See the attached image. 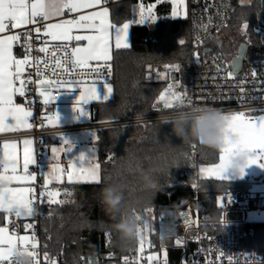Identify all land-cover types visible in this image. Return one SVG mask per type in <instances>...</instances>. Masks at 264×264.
I'll return each instance as SVG.
<instances>
[{"label": "trees", "instance_id": "16d2710c", "mask_svg": "<svg viewBox=\"0 0 264 264\" xmlns=\"http://www.w3.org/2000/svg\"><path fill=\"white\" fill-rule=\"evenodd\" d=\"M154 0H117L109 4L113 23L138 20L140 3ZM229 27L247 24L251 36L250 53L264 49V38L256 33L253 22L264 17V0H233ZM157 19L151 23L131 24L129 48L113 50V74L110 83L113 93L107 101L90 104L92 117L96 120L125 119L174 112L191 108L192 104L164 108L156 104L159 94L171 80L159 79L158 72L165 71L166 64H179L178 80L186 85L194 67L193 32L195 21L187 15L173 18L170 8L156 6ZM215 35V34H214ZM214 35L207 37L202 45H210L226 54L213 42ZM185 43L181 45L179 41ZM15 51L20 54L19 48ZM254 57H257L254 55ZM151 66V73L149 72ZM173 75V73H172ZM151 77V78H149ZM95 158L99 164L100 182H52L51 187L64 190L63 204L44 203L42 216L33 221L31 217H19L23 232L26 224H35L53 252L61 253L68 261H76L80 254L112 253L116 259L133 255L139 240L121 241L118 234L105 227L110 220L99 204V192L109 182L121 180L128 186L124 210L139 200L135 210L142 212L148 207L165 202H180L198 196L200 213L217 220L222 215L218 196L228 189L251 186L250 178L218 180L201 177L197 169L202 164L219 161L220 152L207 149L194 140H181L172 132L170 124H159L156 119L143 122L115 124L98 128ZM58 142V135L44 138L41 147L49 149ZM127 153V158H126ZM154 165L158 168V190L144 192L138 181L139 172ZM84 181V180H82ZM198 184V190L193 185ZM9 215L0 210V225ZM89 222L91 227H89ZM103 222V223H101ZM150 241L158 243L157 234ZM244 246L261 250L264 243V222L255 225V233L244 239ZM149 245V243H148ZM144 244L145 250H150Z\"/></svg>", "mask_w": 264, "mask_h": 264}, {"label": "built area", "instance_id": "2783aa9c", "mask_svg": "<svg viewBox=\"0 0 264 264\" xmlns=\"http://www.w3.org/2000/svg\"><path fill=\"white\" fill-rule=\"evenodd\" d=\"M117 0H107L110 4ZM148 1V0H145ZM158 8H170L175 5L173 0H154ZM178 2V0H177ZM195 21L193 32V57L194 67L186 84V101H191V108L196 110L214 109L221 113L229 114L233 112H245V114L260 116L264 115V49L253 50L250 53L249 48L244 60L243 66L239 72H235L231 63V57L225 55L221 51L215 50L210 45H202L204 40L229 26L230 17L233 11V0H184V7ZM65 16L75 17L73 12L65 11ZM38 20L40 18H37ZM46 25L45 20H40L39 25L29 24L21 26L18 29L9 28L8 32L13 34L20 33L21 41L15 44L20 50L22 56L25 55V49L21 45L25 41V34L31 31L32 34V51L30 53V66L24 67L23 78L27 80L29 76L34 83H31L22 97L23 103L32 111L33 115L29 122L33 124L32 128H28L25 134L32 136L36 144V163L29 169V173H38V179L30 184L34 188V195L37 197L35 204L36 212L31 218L33 221L38 220L42 216V206L47 203V197L43 203L40 202L39 193L44 190L43 182V166L47 163L45 160L47 148L41 147L44 138L49 135H60L88 130H96L101 127L125 124L133 122H143L157 119L158 114L144 117H132L125 119L112 120H96L92 117L91 107L83 108L89 113V117L80 115L74 110L76 101H71L67 95L68 89L57 90L59 85H54L50 90L53 97H57L54 104L44 105L43 97L40 96V85L38 81L44 80L45 76L49 80L57 78L63 80L82 79L85 82L110 81L113 74L112 59L110 64V74L108 68H102V79L97 76V73L90 72L87 69H75V74L72 73L71 65L65 63V51L71 54L72 44L66 41L52 40L51 37L43 34V26ZM40 26L42 28L39 38L35 33L34 28ZM207 26V27H205ZM253 30L259 33L264 38V17L253 22ZM46 42V44H45ZM67 45V48H60L57 51V56L60 57L62 67L56 66V58L51 55L56 51L57 46ZM47 46L48 53L38 51L40 47ZM206 47H212V51L203 53ZM199 54L197 60L196 54ZM256 55L257 57H254ZM37 60L39 63H37ZM47 63V67H45ZM95 61L92 65L95 66ZM219 65L220 71H217ZM37 68L45 74V76H37ZM68 68L69 71H64ZM234 73L232 78H226L227 73ZM252 71H256V77H252ZM243 82V83H242ZM70 85H66L68 88ZM244 92L241 93L240 89ZM31 101V103H29ZM189 104V103H188ZM184 109V110H188ZM59 113V124L56 126L48 125L44 121V126L41 127L42 117ZM176 112V111H174ZM168 112V113H174ZM163 114V113H161ZM65 169L69 165L63 159ZM256 182H264V169ZM47 187H51L49 184ZM248 187H240L236 189H228L220 195L224 198L225 207L222 208V215L219 219L213 220L210 216L200 213L198 196L187 197L180 202H165L157 206H151L140 211L150 223L151 227L147 226L144 229L147 238L150 240L152 233L158 234L160 230L167 224L173 229V238L167 243L162 244L158 239V243L149 241L148 251L139 252L137 249L133 255H126L120 259H116L112 253L105 254H80L76 261H68L61 253L53 252L49 249L46 239L41 235V230L35 224L31 229H27L29 236L34 232L36 240H38V250L41 258L45 253L56 261V264H124V258H128L130 264H150L147 259V253L157 257L155 264H264V243L261 250L255 248H247L244 246V239L255 233V225L258 222H264V191L252 192ZM198 190V184H196ZM230 196L231 202L227 203V196ZM151 209V212L147 210ZM180 213H185L187 219L195 221V223H185V217ZM224 223H221V221ZM165 222L160 228L161 223ZM12 231L24 233L22 223L19 217L15 215L8 216L5 220ZM29 225V223H25ZM25 232V233H26ZM182 238V246L176 245V239ZM166 252V257H165ZM20 257L29 256L26 252L19 251L14 253ZM32 258V257H31Z\"/></svg>", "mask_w": 264, "mask_h": 264}, {"label": "snow or ice", "instance_id": "6c2138e0", "mask_svg": "<svg viewBox=\"0 0 264 264\" xmlns=\"http://www.w3.org/2000/svg\"><path fill=\"white\" fill-rule=\"evenodd\" d=\"M107 0H34L29 5V0H0V34L5 33L11 29H18L21 26L29 24L39 25L40 20H49L52 17L62 16L65 10L69 12H76L82 8H99L100 10L89 13L88 15H81L76 19L62 20L58 23H48L43 26V34L51 37L52 40L59 41H81L86 40V47H74L71 49L69 56L68 52L65 51V63L71 65L72 73L75 74V69H87L90 72L97 73V76L102 77L101 69L108 68L110 74V64L108 63L111 59L110 48L112 38L114 35L115 48H129L128 43V31L132 23H153L156 21V17L152 14V8L154 5L149 6L147 10L141 6L139 11V19L135 21H129L123 23L122 26L110 23L108 20L109 9L107 7H101L102 4L106 3ZM175 7L172 11V17L177 18L181 15V9L184 7V0H173ZM37 18H40L39 20ZM207 27V26H205ZM86 29L94 32L93 35H73V29ZM248 25L245 23L243 29H247ZM37 33V38L42 31L40 26L34 28ZM25 41L21 45L25 49V55L22 59H17L13 55V45L19 44L21 41V34L17 33L14 35H0V132L5 131H16L21 127L32 128L33 124L29 122L32 117V111L24 105L14 103V96H24L25 91L31 83V77L27 80L23 78L24 67L30 66V53L32 51V34L31 31L25 34ZM181 45L185 43L183 39L179 41ZM46 44V42H45ZM67 48V45L57 46L56 51H53L51 55L56 58V66L62 67L60 57L57 56V51L60 48ZM243 47V46H241ZM41 53H48L49 48L47 46L40 47L38 49ZM197 60L199 54H196ZM95 61V66L92 62ZM37 63L39 61L37 60ZM47 67V63H45ZM164 72H158V78L164 80H171L172 82L159 94L156 104L153 107H157L161 102L164 108L171 109L175 105H183L187 99L186 93L177 91L180 87V81L172 75V73H178L181 71L179 64H166L164 65ZM64 71H69L68 68H64ZM152 69L149 65V72ZM217 71H220L219 65H217ZM37 76H45L43 72L37 68ZM256 71H252L251 76L256 77ZM234 73L229 71L226 78H232ZM151 78V77H149ZM17 82L19 86L17 87ZM40 85L39 94L43 97L42 103L48 105L54 104L57 97L51 95L50 90L53 89L54 85H59L57 89L60 93V89L71 90L73 86L80 89L79 95L76 99L74 110L79 112L80 115L89 117V113L85 111L81 105H87L90 101H107L113 93V88L107 80H104L105 94L101 97L97 90V81L92 80L91 82H85L82 79H69L63 80L57 78L55 80H49L45 76L44 80L38 81ZM243 83V82H242ZM66 85L70 87L65 88ZM241 93L244 89H240ZM31 103V101H29ZM190 104L191 101H188ZM228 126L226 131L230 137L225 141V147L220 151L219 163L212 164L207 167H201L199 172L201 176L206 178H216L218 180H228L227 164L229 158L237 153L242 152L246 154V163L243 168L240 169L238 176L241 178L244 175V169L250 165H257L264 169V115L258 117H247L245 112H233L227 114ZM44 121L48 125L56 126L59 124V113L56 111L53 115L42 117L41 127L44 126ZM98 139V137H95ZM63 144L68 145L67 149H58L53 147L51 152L53 154V160H59V153L61 151H72V144L63 139ZM24 152H23V175H16L17 171V156H16V143L5 142L3 145L4 159L0 161L3 164V170L0 171V182L9 184L12 181L18 183L29 184L35 181V174L29 173V165L35 164L33 140L25 139L23 141ZM94 159V155L88 158V166L84 168L82 165H77L75 162L69 165L68 169L63 168L59 163L53 164L51 171L48 176L45 177L44 190L39 193L40 202L43 203L44 198L47 197V203L51 204H63L65 203L62 199H57L60 196L59 190H48L47 186L52 182L53 179L60 181L63 176L67 175V181L73 182H100L99 176V164H93L90 162ZM80 161H86V157L81 154L78 158ZM11 171L12 175H7ZM86 177L87 180L82 181L80 178ZM193 187H196L194 184ZM34 188L23 187L19 189H13L10 187L0 188V210L11 216L10 209L13 206L24 207L27 210L25 216H33L36 212V201L37 197L34 195ZM231 202L230 196H227V203ZM218 204L221 208L225 207L224 198L221 197L218 200ZM151 212V209L147 210ZM181 216L185 217V223H195V221H189L185 213H180ZM19 217L20 215H15ZM165 222L161 223L160 228ZM221 223H224L222 220ZM26 229H31V224L25 226ZM146 229V228H144ZM138 230L139 238V251L143 252L144 236L143 231ZM182 238L176 239V245L182 246ZM19 250L26 252L33 258V264H56V261L50 258L47 253L44 254L43 259L41 258L38 250V240H36L34 232L31 236L21 235L17 236L14 232L9 233L7 227H0V264H14L13 251ZM166 257V252H165ZM150 264H155L157 261L156 256L147 257ZM124 264H130L128 258H124ZM166 264V260H165Z\"/></svg>", "mask_w": 264, "mask_h": 264}, {"label": "clouds", "instance_id": "9594fccd", "mask_svg": "<svg viewBox=\"0 0 264 264\" xmlns=\"http://www.w3.org/2000/svg\"><path fill=\"white\" fill-rule=\"evenodd\" d=\"M178 110L174 113L158 114L159 124H170L172 132L182 141L186 138L194 140L201 146L220 152L225 147V141L233 139L226 131L228 126L227 114L218 110ZM127 158V153H126ZM246 154L237 152L233 154L227 164V172L238 175L241 168L245 166ZM158 168L150 165L142 169L138 174V181L144 192L155 193L158 190L156 173ZM128 186L121 180L106 183L99 192V204L108 216L110 223L105 227L109 232H115L121 241L132 243L138 237V230L142 231L146 226L151 227L149 221L135 210L139 203H131L127 211L124 210ZM12 215L25 216L27 210L24 207L13 206L10 209ZM103 223V222H101ZM89 227L91 223L89 222ZM173 238V229L170 224L159 231L158 239L162 244H167ZM14 264H33V258L13 254Z\"/></svg>", "mask_w": 264, "mask_h": 264}, {"label": "crops", "instance_id": "0c3cea01", "mask_svg": "<svg viewBox=\"0 0 264 264\" xmlns=\"http://www.w3.org/2000/svg\"><path fill=\"white\" fill-rule=\"evenodd\" d=\"M32 2H34V0H29V5ZM101 7H107L109 9L108 20H109L110 23H113L112 20H111V16H110L109 4L106 2V3L102 4ZM98 10H100L98 7L97 8H91V7L90 8H82L79 11L73 12L75 14V17L65 16V12H64V14L62 16H56V17L50 18L49 20H46V24H48V23H58V22H60L62 20L76 19V18H78L81 15H88L89 13L94 12V11H98ZM127 22H129V20L124 21L122 23H113V24H116L117 26H122L123 23H127ZM72 34L75 36V35H93L95 33L91 32V31H88L86 29H83V28H80V29H75L74 28ZM66 42H69L70 44H72L73 48L74 47H86L87 43H88L86 40H81V41L72 40V41H66ZM128 43L131 45V25H130V28H129V31H128ZM114 48H115V41H114V35H113L111 48H110L111 59L113 57ZM13 55L17 59H18V57L22 56L21 54H17L16 53L15 44L13 45ZM97 82L103 83L104 81H97ZM107 82L110 83V81H107ZM18 86H19V83L17 82V87ZM72 88H74V89L69 90L68 94H72V93H77L78 92V88L77 87L73 86ZM67 97H68V95H67ZM13 99H14V103L19 104V105H24L25 107H27L23 103L22 97L19 96V94H16ZM246 116L247 117H258V116L249 115V114H246ZM27 129L28 128L21 127L20 129H18L16 131L0 132V161H3V159H4V156H3V153H4L3 145H4V143L5 142H15L16 143V156H17V160H18V163L16 165V167H17V171L15 173L16 175H23L24 174L23 173V152H24L23 141L25 139L33 140L34 151L36 149L35 139L32 136H28V135H25V134H18L20 132L26 131ZM77 135L78 136H75L73 138H71L70 136H68V138H66V140H68L72 144V151L71 152L61 151L59 153V160L58 161L53 160V154L51 152V149L53 147H56L58 149H67L69 146L63 144L62 143L63 141L62 142L59 141V143L50 145L49 149H47L49 151V153H50V156H49V159H47V163L44 164V166H43L44 170L46 168H49L50 165L52 167V165L56 164V163H59L60 166L65 168V166L63 164V159H65L67 161L68 165H70L73 162H75L77 165H82L85 168V161H80V160H78V158H79V156L81 154L86 156V154H88V153H86L85 150L81 149L83 147L82 144L84 143V142L81 141V139H83V137H81L83 135V133L82 134L80 133L81 136L79 134H77ZM77 139L79 141H77ZM94 154H95V150H94ZM34 156H35V152H34ZM86 157H88V156H86ZM217 163H219V161ZM214 164H216V163H214ZM33 165L34 164H31L29 166H33ZM210 165H212V164H202V165H200L198 167V169H197L198 175L201 176V174L199 172V169L201 167H207V166H210ZM2 170H3V164L0 163V171H2ZM261 171H262V168L258 167L257 165H250V166H248L247 168L244 169V175H243L242 178L240 176H238V175H231V173H228V172L226 173V175L229 177V179H243V178L247 177V178H250V180H252L253 182H256V180H258V178L260 176ZM6 174L7 175H12L13 173H11V171H9ZM201 177H204V176H201ZM80 179L81 180H86L84 178H80ZM63 181H67L66 173L63 176L62 180H60V181H57L55 179L52 180V182H63ZM31 183L32 182H30L29 184H24V183H18L16 181H12L9 184H4V183L0 182V188L10 187V188H13V189H19V188H23V187H30ZM19 217H28V216H19Z\"/></svg>", "mask_w": 264, "mask_h": 264}, {"label": "rangeland", "instance_id": "374dc122", "mask_svg": "<svg viewBox=\"0 0 264 264\" xmlns=\"http://www.w3.org/2000/svg\"><path fill=\"white\" fill-rule=\"evenodd\" d=\"M152 5H154V7L152 8V14L157 18V13H156V5H155V2H149V3H140V8H141V6H143L144 8H145V10H147V8L149 7V6H152ZM175 7V6H174ZM173 7V8H174ZM140 8H139V11H140ZM173 8L171 9V13H170V15L172 16V11H173ZM186 14V12H185V10L182 8L181 9V15L179 16V17H181V16H184ZM138 19H139V13H138ZM243 25L244 24H242L240 27H238V28H232V27H227V28H225V29H223L222 31H220V32H218V33H216L215 35H214V38H213V42L216 44V45H218L219 47H220V49H222L226 54H228V56H232V55H236L237 54V52H238V48H239V44L241 43V42H247V43H249V42H251V36L249 35V33H248V31H247V29H244L243 31H242V29H243ZM0 35H14L13 33H11V32H8V31H6L5 33H3V34H0ZM23 58V56H20V57H18V59H22ZM164 72V71H163ZM158 76V75H157ZM172 81H170V83H171ZM104 83V82H103ZM103 83H100V82H97V84H96V86H97V90H98V94L101 96V97H103V95L105 94V89H104V85H103ZM187 84V83H186ZM72 89H74V88H72ZM177 91H181V92H185L186 93V85L184 86V84H182L181 82H180V87L177 89ZM79 92H80V89L78 88V92L77 93H72V94H68V98L71 100V101H76V99H77V97H78V95H79ZM70 96V97H69ZM94 101V100H93ZM91 102L92 101H90L87 105H81V107L82 108H86V107H89L90 106V104H91ZM163 104V103H162ZM184 104H187V101L185 100V103ZM183 104V105H184ZM97 130L98 129H96V130H86V131H81V132H74V133H67V134H60V135H58V142H54V143H52V144H56V143H59V141H63V139H66V138H68V136H70L71 138H73V137H75V136H78L77 134H79L80 135V133L82 134L83 133V135L81 136V137H83V139H81V141L82 142H84L83 144H82V150H85V152L86 153H88V154H86V156H88V157H86V161H85V168H87V166H88V162H87V160H88V158H90V157H92L93 155H94V159H91L90 160V162L91 163H93V164H98L97 163V161H96V158H95V154H94V150H95V153H96V145L94 144L93 145V143H94V140H95V138H94V136L96 137L97 136ZM77 141H79L78 139H77ZM78 143V142H77ZM49 156H50V153H49V151L48 150H46V155H45V160L46 159H49ZM35 163H36V150H35ZM35 165V164H34ZM30 168H32V166H29V169ZM51 165H50V167L49 168H46L45 170H44V176H43V182H45V177H47L48 176V174H49V172L51 171ZM34 174H35V176H36V179H35V181L38 179V173L35 171L34 172ZM84 179H86L87 180V178L86 177H83ZM35 181H32V182H35ZM47 189L48 190H59L60 191V193L62 194L63 192H64V190H62V189H58V188H56V187H47ZM252 192H263L264 191V182H254L251 186H250V188H249ZM61 194H60V196L59 197H57V199H61ZM222 197V195H219L218 196V200H219V198H221ZM262 220H264V217L262 216ZM0 227H7L8 229H9V233H15L17 236H21V235H29L27 232L25 233H18V232H15V231H12L7 225H5V224H2V225H0ZM146 232V231H145ZM145 232L143 231V236H144V242H143V251L145 250V246H144V244H146V245H148V243H149V239L147 238V234H145ZM138 240H139V238H138ZM149 246V245H148ZM138 249H139V246H138ZM17 252H19V250H14L13 251V254L14 253H17ZM140 252V251H139ZM154 255H155V253H154ZM147 256H152V254L151 253H147Z\"/></svg>", "mask_w": 264, "mask_h": 264}, {"label": "water", "instance_id": "95a60500", "mask_svg": "<svg viewBox=\"0 0 264 264\" xmlns=\"http://www.w3.org/2000/svg\"><path fill=\"white\" fill-rule=\"evenodd\" d=\"M243 46V47H241ZM249 45L247 42H241L239 44L238 52L235 56L232 57L231 63L233 66V69L235 72H239L243 66L244 60L246 58V54L248 52ZM207 51H212V47H206L203 51V53H206ZM173 76H175L177 79L179 77L178 73H173Z\"/></svg>", "mask_w": 264, "mask_h": 264}]
</instances>
